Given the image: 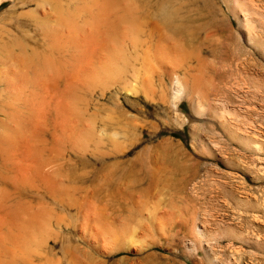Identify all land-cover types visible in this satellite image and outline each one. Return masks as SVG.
<instances>
[{"label": "rangeland", "instance_id": "obj_1", "mask_svg": "<svg viewBox=\"0 0 264 264\" xmlns=\"http://www.w3.org/2000/svg\"><path fill=\"white\" fill-rule=\"evenodd\" d=\"M30 1L0 19V264H264V62L224 0H113L94 49L60 17L101 0Z\"/></svg>", "mask_w": 264, "mask_h": 264}, {"label": "bare ground", "instance_id": "obj_2", "mask_svg": "<svg viewBox=\"0 0 264 264\" xmlns=\"http://www.w3.org/2000/svg\"><path fill=\"white\" fill-rule=\"evenodd\" d=\"M49 1L51 2V0H49ZM96 1L93 0V2H96ZM101 1H103V0H101ZM101 1L98 4L95 3V8L96 9L95 8L94 9L97 10L96 12L91 10L92 7H90V6H94V3H92V0L90 1L92 3L90 6H89V3L87 4L90 7L89 12L92 11L91 13H93V14L91 15L90 13H88V15H87L88 18H86L87 16L83 13L86 16L85 20H82V19L79 18V16H80L79 13L72 12V13H75V14L69 15V13H70L69 9H68V11H66V12H69L68 15L63 14L62 17H60V18L64 17L63 18L64 21L62 19H60V21L62 20L65 23L67 28L74 29L77 32L79 31L78 33H80V35H79L80 37H75V38H77L76 41L73 40V41L76 42L75 44L80 43V44H83L84 46H88V48H93L94 49L96 46H98V44H97L98 40L97 39L99 37L96 36L97 37V39H96V37L94 36L93 33H89V35L91 34V36H82L84 34V31L86 32L88 30L90 32H97L98 29H101V28L102 29L103 28H108V27L112 28L113 25H114L115 20H117L119 18L120 14L118 16H116V13L114 14L113 11H112L113 9H111V7L113 6L112 5L113 4V0H105L104 4H101L102 3ZM5 2L9 3V7L7 9H5L0 14V19L2 17H4V16L8 15V14H12V12L15 11L17 8H27V7H29V5H31V1L30 0H0V7ZM40 2H42V1H40ZM55 2H57V1L54 0V3ZM59 2H61V0ZM70 2H71V0H70ZM224 3L226 5L228 11L230 12V14L233 16V18L236 20V22L238 24V28H239V31H240V36H239L240 40L242 39L243 43L246 45V47H244V48H247V50L249 49V51H251V53H253V55H256L258 58H260L264 62V0H224ZM99 4H101V6L96 7ZM84 5L87 6L86 4H84ZM54 7L55 6H53V8ZM56 9H54V10H56ZM76 9H77V7H76ZM81 9H80V11H81ZM19 10H21V9H19ZM32 10H35V9H32ZM85 10H87V9H85ZM77 11L78 10H76V12ZM27 12H30V9L29 10L26 9L25 13H27ZM58 12H60V11L58 10ZM30 13H32V11ZM162 13H163V16H164V20L161 19L162 22L166 23V24L169 23L170 19L172 18V11L165 7V8H163ZM82 17L84 18V16H82ZM2 20H3V18H2ZM120 22H122V21L120 20ZM174 26H175L174 30H175V33H176V31L180 30V29H178L179 26H176V24H174ZM66 27H64V28H66ZM77 32H75V33H77ZM100 41H101V39H100ZM101 43H103V42H101ZM72 44H73V42H72ZM100 45L101 44L99 43V46ZM2 47H0V48L2 49ZM7 47H8V45H7ZM7 47H6L5 50H7ZM4 48H5V46H4ZM88 48H87V50H90ZM90 51L92 52V49ZM249 51H248V53H249ZM5 54H6V52H5ZM221 122H223V124H227V120L226 119H222ZM227 125H225V126H227ZM238 134H237V136H238ZM237 138H239V137H237ZM240 142L242 144L246 145V147H249L250 149L255 150L256 152L257 151L258 152L262 151V149L264 148V146L262 144V140H258L254 134H253V136L248 137V139H246V138L242 139V137H241Z\"/></svg>", "mask_w": 264, "mask_h": 264}]
</instances>
